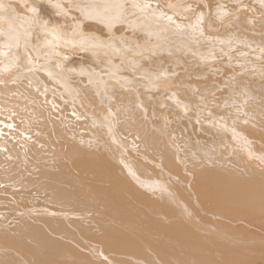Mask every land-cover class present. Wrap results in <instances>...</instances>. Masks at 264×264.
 <instances>
[{
    "label": "bare ground",
    "instance_id": "1",
    "mask_svg": "<svg viewBox=\"0 0 264 264\" xmlns=\"http://www.w3.org/2000/svg\"><path fill=\"white\" fill-rule=\"evenodd\" d=\"M0 264H264V0H0Z\"/></svg>",
    "mask_w": 264,
    "mask_h": 264
},
{
    "label": "rangeland",
    "instance_id": "2",
    "mask_svg": "<svg viewBox=\"0 0 264 264\" xmlns=\"http://www.w3.org/2000/svg\"><path fill=\"white\" fill-rule=\"evenodd\" d=\"M70 19H71V18L69 17L68 20H70ZM135 37H138V38H139V37H141V34H140V35H139V34H138V35L136 34ZM139 39H141V38H139ZM138 42H139V41H138ZM70 47H73V45L70 46ZM143 51H144V53H143V52L141 53V54H143V56H144V55H147V56H148V55L150 54V53H149V49H145V50H143ZM146 51H147V52H146ZM150 52H151V51H150ZM69 111H70V110H69ZM70 112H71V111H70ZM70 112H69V113H70ZM16 213H17V212H16ZM16 213L13 211L12 215L14 214V216H15ZM19 213H21V212H19ZM12 215H11V217H12L13 219H15V217H13ZM18 215H19V214H18ZM18 215L16 214V217H18ZM12 218H9L8 220L10 221ZM13 219H12V220H13ZM12 220H11V221H12ZM9 223H10V222H9Z\"/></svg>",
    "mask_w": 264,
    "mask_h": 264
}]
</instances>
